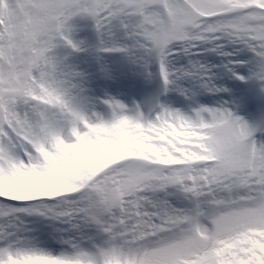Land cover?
I'll use <instances>...</instances> for the list:
<instances>
[{
    "label": "snow or ice",
    "instance_id": "1",
    "mask_svg": "<svg viewBox=\"0 0 264 264\" xmlns=\"http://www.w3.org/2000/svg\"><path fill=\"white\" fill-rule=\"evenodd\" d=\"M253 102L264 0H0V264H264Z\"/></svg>",
    "mask_w": 264,
    "mask_h": 264
},
{
    "label": "bare ground",
    "instance_id": "2",
    "mask_svg": "<svg viewBox=\"0 0 264 264\" xmlns=\"http://www.w3.org/2000/svg\"><path fill=\"white\" fill-rule=\"evenodd\" d=\"M73 24H74V27H75V32H74V34H73V39L75 40V41H80L79 40V28H80V26H79V23L76 21V20H74L73 21ZM70 60V59H69ZM70 62L72 63V64H75V65H77L78 67H79V65L76 63V62H73L72 60H70ZM80 68V67H79Z\"/></svg>",
    "mask_w": 264,
    "mask_h": 264
}]
</instances>
